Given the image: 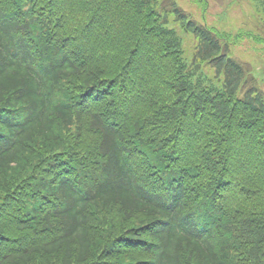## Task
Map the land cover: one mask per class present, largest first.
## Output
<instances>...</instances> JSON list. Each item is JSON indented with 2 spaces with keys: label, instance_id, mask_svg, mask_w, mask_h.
<instances>
[{
  "label": "trees",
  "instance_id": "16d2710c",
  "mask_svg": "<svg viewBox=\"0 0 264 264\" xmlns=\"http://www.w3.org/2000/svg\"><path fill=\"white\" fill-rule=\"evenodd\" d=\"M177 1L0 0V264H264V92Z\"/></svg>",
  "mask_w": 264,
  "mask_h": 264
},
{
  "label": "rangeland",
  "instance_id": "374dc122",
  "mask_svg": "<svg viewBox=\"0 0 264 264\" xmlns=\"http://www.w3.org/2000/svg\"><path fill=\"white\" fill-rule=\"evenodd\" d=\"M185 11H196L195 18L211 25L228 35L230 40L238 37L243 45L235 42L231 56L245 60L251 67L258 87L264 92V0H208V6L203 10L205 3L178 0ZM180 2V3H179ZM203 13V19L201 14ZM174 24H171V26ZM182 47L187 59L192 57L195 50V41L189 35H183ZM208 69V67H206ZM210 79L213 71L204 70ZM215 78V77H214ZM215 78V86H217Z\"/></svg>",
  "mask_w": 264,
  "mask_h": 264
}]
</instances>
